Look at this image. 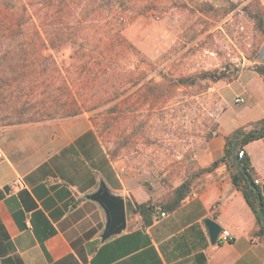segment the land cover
Listing matches in <instances>:
<instances>
[{"label":"crops","instance_id":"crops-1","mask_svg":"<svg viewBox=\"0 0 264 264\" xmlns=\"http://www.w3.org/2000/svg\"><path fill=\"white\" fill-rule=\"evenodd\" d=\"M264 7V0H258ZM264 43L251 64L221 89L226 104L219 135L195 154L199 168L222 158L225 137L264 118ZM233 88L231 98L223 94ZM237 99L243 101L237 102ZM245 151L264 205V138ZM21 178L25 189L12 191ZM121 196L127 224L104 240L107 216L90 196L100 188ZM154 204L135 170L113 159L87 113L38 122L0 125V264H264L258 219L221 164L197 177L191 194L165 218L144 224L129 203ZM205 219L233 240L212 243Z\"/></svg>","mask_w":264,"mask_h":264},{"label":"rangeland","instance_id":"rangeland-1","mask_svg":"<svg viewBox=\"0 0 264 264\" xmlns=\"http://www.w3.org/2000/svg\"><path fill=\"white\" fill-rule=\"evenodd\" d=\"M261 7L258 0H109L105 19L83 23L106 30L123 26L124 37L140 51L108 57L112 62L104 65L114 78L131 71L134 85L87 114L111 157L135 170L157 207L198 170L195 154L226 109L222 87L252 63L264 43ZM91 40L61 42L47 53L62 70L72 69V55L83 48L99 60L102 49ZM182 77L196 83L175 87ZM233 90L225 88L224 96L231 98Z\"/></svg>","mask_w":264,"mask_h":264},{"label":"trees","instance_id":"trees-1","mask_svg":"<svg viewBox=\"0 0 264 264\" xmlns=\"http://www.w3.org/2000/svg\"><path fill=\"white\" fill-rule=\"evenodd\" d=\"M55 1L57 4H49L45 0H0V125L74 117L92 112L119 99L134 85L130 82L131 71L115 79L113 70L104 65L112 62L109 56L117 58L118 55L140 54L122 34L124 27L114 24L112 29L106 30L102 29L103 26L91 24L88 27L83 24L95 21V18L105 19L107 10L104 7L109 0ZM259 9L260 16L264 15V8ZM261 22L264 23V20ZM92 38L98 45L96 47L102 49L99 60H93L87 49L83 48L72 55L73 68L62 70L52 55L47 53L50 49H59L61 42L79 39L87 45ZM256 70L264 75V67ZM163 77L167 78L165 75ZM189 79L180 78L175 87L196 83H191ZM150 92L157 97L159 91L151 88ZM218 128L217 123L209 133V139L219 135ZM261 138H264V118L226 136L222 158L207 168L198 167L160 207L151 202L129 203V207L140 213L144 224L150 225L157 212H173L182 205L191 194L192 183L197 177L226 164L233 185L243 193L257 216L259 230L254 234L264 239L263 197L259 184H256L250 157L245 151L250 142ZM241 151H244L243 157H239Z\"/></svg>","mask_w":264,"mask_h":264},{"label":"water","instance_id":"water-1","mask_svg":"<svg viewBox=\"0 0 264 264\" xmlns=\"http://www.w3.org/2000/svg\"><path fill=\"white\" fill-rule=\"evenodd\" d=\"M237 142L234 143L233 151L235 152ZM237 160V157L234 158ZM97 201L104 209L107 216V227L102 238L106 240L114 235L121 234L126 229L127 211L125 201L121 196L114 195L108 188H100L95 194L90 196ZM262 217V211L259 212ZM204 223L212 243H216L222 228L213 220L205 219Z\"/></svg>","mask_w":264,"mask_h":264},{"label":"built area","instance_id":"built-area-1","mask_svg":"<svg viewBox=\"0 0 264 264\" xmlns=\"http://www.w3.org/2000/svg\"><path fill=\"white\" fill-rule=\"evenodd\" d=\"M236 101L240 102L243 100L237 99ZM243 155H244V151H241L239 154V157H243ZM259 183H260V181L256 180V184H259ZM25 187L26 186H25L23 180L21 178H19V179L15 180V182L11 185V190L12 191H20V190L25 189ZM159 216H160V218H165L168 216V213L161 212ZM232 240H233V237H232L230 231H228V230H222V232L218 236V241H221L222 243H228V242H231Z\"/></svg>","mask_w":264,"mask_h":264}]
</instances>
